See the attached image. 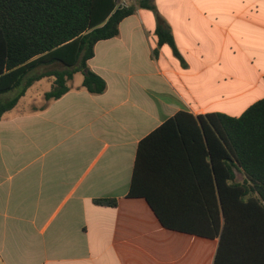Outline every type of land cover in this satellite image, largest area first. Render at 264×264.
<instances>
[{
  "label": "crops",
  "instance_id": "crops-1",
  "mask_svg": "<svg viewBox=\"0 0 264 264\" xmlns=\"http://www.w3.org/2000/svg\"><path fill=\"white\" fill-rule=\"evenodd\" d=\"M154 4L96 43L88 65L106 80L103 93L70 79L61 97L47 101L45 91L29 107H18L20 99L0 119V264L217 262L220 238L200 234L211 233L219 216L224 224L204 160L193 169L185 155L172 157L164 211L174 227L189 230L165 227L146 198L128 192L140 140L168 118L179 111L240 116L264 98V0ZM159 17L179 54L159 45ZM44 67L39 72L51 70ZM235 174L244 180L241 170ZM238 260L224 255L220 264Z\"/></svg>",
  "mask_w": 264,
  "mask_h": 264
},
{
  "label": "trees",
  "instance_id": "trees-1",
  "mask_svg": "<svg viewBox=\"0 0 264 264\" xmlns=\"http://www.w3.org/2000/svg\"><path fill=\"white\" fill-rule=\"evenodd\" d=\"M138 8L155 9L154 0L122 7L117 0H0V94L17 91L0 99V119L30 86L47 76L53 77L44 95L47 101L65 94L68 80L79 71L84 88L103 93L106 80L88 60L95 55L96 43L117 36L120 22ZM156 34L159 45L168 43L179 54L161 17ZM55 63L63 68L38 70ZM176 154L185 155L193 169L196 159L205 161L218 213L223 208L222 228L219 216L211 233L200 232L220 238L215 264L224 255L239 259L236 264H248L242 262L246 258L253 264L264 259V98L240 116L179 111L140 140L128 196L146 198L165 227L186 231L174 227L164 211ZM236 169L244 173L243 181H237ZM95 202L116 205L118 200Z\"/></svg>",
  "mask_w": 264,
  "mask_h": 264
},
{
  "label": "rangeland",
  "instance_id": "rangeland-1",
  "mask_svg": "<svg viewBox=\"0 0 264 264\" xmlns=\"http://www.w3.org/2000/svg\"><path fill=\"white\" fill-rule=\"evenodd\" d=\"M61 68V65H56V66H45L43 69H52V68ZM84 75L81 71L76 72L73 75L72 80H70V84H79L82 79H83ZM52 79L53 77H45L42 78L40 80H37L32 86H30L26 92V94L24 95V97L21 98L20 103L18 105V107H29L32 103L35 102H40L43 99V93L45 91L50 90L51 88V84H52ZM17 91H12V92H8V93H4L1 96L2 97H11L13 96Z\"/></svg>",
  "mask_w": 264,
  "mask_h": 264
}]
</instances>
